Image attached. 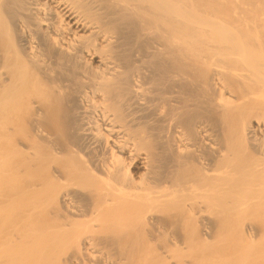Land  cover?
Returning <instances> with one entry per match:
<instances>
[{"label":"bare ground","instance_id":"bare-ground-1","mask_svg":"<svg viewBox=\"0 0 264 264\" xmlns=\"http://www.w3.org/2000/svg\"><path fill=\"white\" fill-rule=\"evenodd\" d=\"M0 264H264V0H0Z\"/></svg>","mask_w":264,"mask_h":264}]
</instances>
